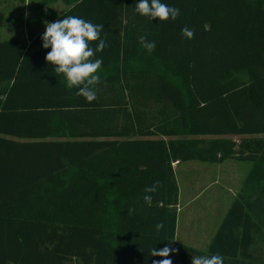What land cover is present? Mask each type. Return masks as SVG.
I'll return each mask as SVG.
<instances>
[{"label": "trees", "instance_id": "obj_1", "mask_svg": "<svg viewBox=\"0 0 264 264\" xmlns=\"http://www.w3.org/2000/svg\"><path fill=\"white\" fill-rule=\"evenodd\" d=\"M63 2L51 22L104 26L101 83L91 103L66 88L45 26L0 41V264H152L166 245L173 264H264V0H161L174 21L139 15V0ZM226 160L250 163L243 187L204 249L179 242L176 166Z\"/></svg>", "mask_w": 264, "mask_h": 264}, {"label": "rangeland", "instance_id": "obj_2", "mask_svg": "<svg viewBox=\"0 0 264 264\" xmlns=\"http://www.w3.org/2000/svg\"><path fill=\"white\" fill-rule=\"evenodd\" d=\"M42 1H9L4 8L6 23L0 28V41L13 35L26 42L30 35L44 27V21L51 22L66 9L63 0H55L39 8ZM250 166L249 162L235 160L223 163L191 161L176 166V178L180 187L177 229L179 242L199 240L196 247L205 245L216 228L213 226V214L218 205L223 207L232 202L243 187ZM257 245V254L264 256V236Z\"/></svg>", "mask_w": 264, "mask_h": 264}, {"label": "clouds", "instance_id": "obj_3", "mask_svg": "<svg viewBox=\"0 0 264 264\" xmlns=\"http://www.w3.org/2000/svg\"><path fill=\"white\" fill-rule=\"evenodd\" d=\"M136 13L148 17L151 20L159 21L176 20L180 15V9L162 3L161 0H139L135 7ZM27 16V14H26ZM45 31L41 36L42 47L51 49L47 52L45 60L48 64L54 65L57 75L62 74L66 80L67 89H77L76 96L84 97L89 103L97 99L96 85L101 83L99 71L102 67V59H93L97 52H102L108 45L106 38H101L102 24H94L76 15L58 19L55 22L44 21ZM182 36L186 39L194 38V29L187 26L181 29ZM99 43L95 48L93 42ZM140 44L149 52L155 51L154 41H148L146 36L139 37ZM159 181L151 187L144 189L146 193H153L157 190ZM144 201L151 202L150 195L143 196ZM133 209H129L131 213ZM157 231L164 228L163 223L155 225ZM176 249L167 245L157 250L151 248L149 255L163 257L160 260H153L152 264H173L168 257L175 253ZM192 264H224V257L217 254L210 256H193Z\"/></svg>", "mask_w": 264, "mask_h": 264}, {"label": "crops", "instance_id": "obj_4", "mask_svg": "<svg viewBox=\"0 0 264 264\" xmlns=\"http://www.w3.org/2000/svg\"><path fill=\"white\" fill-rule=\"evenodd\" d=\"M9 1L11 2V0H9ZM9 1L8 0H0V10H2L4 12V8L9 4ZM9 38H16V37H13V35H11ZM9 38H7V39H9ZM230 204H231V202L227 206H223V207H222V205H218L217 210L213 214V216L215 217V222H214L213 226L215 225L214 228L215 227L216 228H215V230L213 232V235L210 237V239L208 238L206 240V243H205V245L203 247L199 248V247L195 246V245H198L199 240H196V241L195 240H189V241L186 240V241L181 242V243L189 245V246H192V247L197 248V249H204L211 242L212 238L214 237V235H215L220 223L222 222L224 216L226 215V213H227V211H228V209L230 207ZM177 229H178V224H177ZM176 239H177V233H176Z\"/></svg>", "mask_w": 264, "mask_h": 264}]
</instances>
